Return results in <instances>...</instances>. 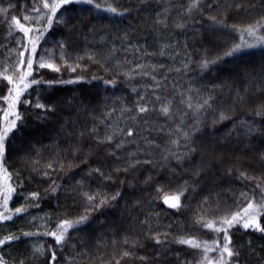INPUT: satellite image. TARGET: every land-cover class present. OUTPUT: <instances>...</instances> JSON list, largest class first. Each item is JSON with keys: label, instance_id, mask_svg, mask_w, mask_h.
<instances>
[{"label": "trees", "instance_id": "obj_1", "mask_svg": "<svg viewBox=\"0 0 264 264\" xmlns=\"http://www.w3.org/2000/svg\"><path fill=\"white\" fill-rule=\"evenodd\" d=\"M95 2L101 3L102 8L96 9L88 4L66 6V15L71 16L73 22H80L78 30L69 33L62 25L54 24L37 48L35 60L42 55L51 56L62 70L41 69L34 63L33 67L37 70L29 79L71 80L77 75H84L88 79L52 87L46 83L32 85L17 104L16 111L21 114L23 124L18 122L20 130L10 136L2 161L10 175L8 182L16 188L8 207L14 210L25 204L24 197L29 192H38L39 197L35 200L30 198L31 203L25 213L15 214L11 220L0 221V237L10 232L17 235L25 231L34 233L30 238L0 246V257L6 264H49L51 250L46 251L45 255H33L32 251L33 244L44 242L46 248L52 245L57 253V259L52 264H69L68 257H75V264H115L113 255L120 256L124 248L132 249L135 255L124 258L122 264H204L203 242L217 240L222 244L223 233L203 228L195 223L196 217L202 212L206 213L207 219L230 215L246 207L247 200L253 196L258 200L264 189V161L260 159L264 139L254 136L251 147H247L248 142L237 141L235 134L232 138L227 136L234 121L246 119L264 123V117L255 115L257 104L264 102V93H258L256 88L257 82L264 84V43H256L255 47H245L233 57H225L211 70L201 71L198 61L205 57L211 59L234 43H241L240 32L231 28L232 24L259 22L264 25V0H200V6L191 11H188L191 0ZM235 3H241L243 7L238 11ZM108 4L117 6L121 12L124 9L128 11L123 15L108 12ZM229 4L232 7L229 8ZM249 5L255 7L250 8ZM35 6L42 7L40 0H0V9L5 10L0 11V72L7 67L9 70L5 74H13L12 69L20 59L18 53L25 51L17 41L23 38V42L27 43V38L14 26L10 34L11 17L15 15L21 23L41 27L35 20L37 13L32 11ZM25 15L33 19L25 21ZM212 16L217 20L226 17L229 27L214 25L210 19ZM46 22L44 20L42 23ZM90 28L94 31L90 32ZM212 34L216 42L209 45L208 37ZM261 35H264V31L257 33V36ZM61 38L65 39L67 45L65 56L68 63L72 64L78 57H83L79 62L86 67L76 72L68 69L60 59L59 48L54 47V43ZM244 40L252 44L256 38L245 34ZM93 52L98 54L100 62L89 59V53ZM28 54L25 52V55ZM106 58V67L111 69L109 72L101 67ZM136 64L145 67L137 69ZM128 70L133 73L131 79L123 75ZM142 71H148L149 75H142ZM117 72L120 75L116 86L91 79L93 75L112 79ZM152 76L156 77L161 87H155ZM246 83H250L248 105H237L234 112L229 111L231 119L213 127V116L219 115L220 108L227 110L231 104L232 97L227 95L228 85L243 92ZM220 86H223V91ZM9 87L11 85L7 80L0 76V97L7 94ZM210 92L215 94L218 103L215 112L200 113L202 118L206 117L205 130L200 133L197 142L202 151L193 154L192 160L183 161V167L175 159L165 162L162 157L166 149L171 148L176 152L185 150L182 138L179 147L170 144L179 135L175 132V124L180 120V113L187 114L185 128L193 123V110L188 109L187 103L182 104L181 100L187 101L191 96L195 105L198 97L207 96ZM157 95L161 97L160 100L156 99ZM38 96L40 102L58 101L56 111L49 112L44 119L40 118L44 115L43 110L34 107ZM140 96L144 97L143 101L139 100ZM25 100L31 101V104H25ZM168 100L172 101L173 120H167L159 112L161 104ZM138 103L149 107L148 114H139L142 119L135 122L125 119L138 115ZM7 108V102L0 99V127L5 123L3 116ZM121 109L127 111L122 115ZM93 125L96 127L95 134L91 132ZM160 126H163V131L154 130ZM129 127L135 130L131 138L118 130L122 128L126 132ZM169 129L173 130L171 136ZM69 132L72 133L70 136ZM96 135L101 138L113 135L114 142L110 145L98 144ZM143 137L154 140L155 145L159 146H154L150 155L147 151H137L138 145L140 149H146ZM121 139L135 142L126 143L122 150L112 154L115 144ZM29 140L37 147L49 145L55 140L62 149L68 148L69 142H72L79 144L82 151L74 158L69 150L63 160L65 167L61 169L56 165L54 169H48L50 175L45 177L39 171H32L31 160H39L37 167L43 170L49 158L54 156L55 147L46 148L42 156H36L34 152L27 151ZM130 152H136L135 158L142 163L124 171ZM61 156H64L63 152ZM144 160L154 163H143ZM69 163L76 166L70 168ZM200 165L205 166V171L199 177H194L193 170ZM117 166L121 169L119 172L115 170ZM96 168L112 178L105 180L94 171ZM245 170L249 176L261 179L241 178L240 173ZM81 179L84 180L85 191L95 192L103 186L101 190L110 194L119 190L122 196L118 198V204L113 201L103 209L90 213L89 222L86 226H80L79 231L70 230L68 243L60 249L55 246L54 238L43 236V226L47 224L54 229L60 219L84 214L86 201L77 184ZM186 180L194 181L197 187L195 190L190 187L185 193L182 197L184 206L179 210L164 205L162 194L161 198H157V186L175 190ZM54 183L59 185L55 193L51 191ZM257 183L262 187L258 188ZM241 193L246 195L242 196ZM205 196L209 197V203L201 207ZM0 211L4 209L0 208ZM156 214H159L158 217ZM146 217L149 222L142 223ZM260 222L264 225V213ZM156 233L165 243L158 245L151 238ZM187 235L197 238L201 247L197 249L176 242L177 237ZM229 235L232 247L240 252L239 264H264V233L246 230L242 224H236L229 229ZM125 236L128 237L127 245L123 243ZM113 238L119 241L115 248L111 243ZM84 252L87 256H77V253ZM211 254L214 258L220 256L219 250H213ZM140 257L147 259L141 260Z\"/></svg>", "mask_w": 264, "mask_h": 264}, {"label": "snow or ice", "instance_id": "obj_2", "mask_svg": "<svg viewBox=\"0 0 264 264\" xmlns=\"http://www.w3.org/2000/svg\"><path fill=\"white\" fill-rule=\"evenodd\" d=\"M40 4H42V7L35 6L32 11L37 13V16L35 17L36 23L41 24V27H34L30 24L21 23L20 19L13 15L11 17V22L9 23V32L11 34V30L13 26L15 29L19 30L23 33L24 38H27V43L23 42V38L21 40L17 41V44L24 48L25 51H20L18 53L20 59L15 67V69H12L13 74L7 75L5 74L9 69L6 67L4 72H0V76H3L5 80H7L9 85H12V87H9L7 90V94L0 97V99L4 100L8 104V108L4 111V125L0 127V208H3L4 211H0V221H7L11 220L13 218V215L25 213L27 207L31 203V200H35L39 197L38 192H29L25 197V204H21L20 206L16 207L14 210L10 209L8 207L9 201L13 197V193L16 192V188L12 186L11 183L8 181L10 180V175L8 174L7 170L3 166V158L5 156L6 150H7V144L9 141L10 136H14L17 131H19V124H23V120L21 117V114L16 111L17 104L20 102L21 97L25 94V92L32 86V85H38L40 83H46L49 87H52L55 84H68V83H77L79 81H83L88 79L84 75H77L74 79L71 80H36V79H29L32 77L33 72L37 69H34L33 65L34 63L38 64L39 68H48L55 72H61L62 68L61 65L56 63L51 56H40L38 60H35L34 57L37 54V48L40 46L41 41L45 40V34L49 32L50 29L53 28L54 24L62 25L64 28L68 30L69 33H74L78 30V27L80 26V22H73L71 16H67L66 13L68 12V9L66 6L73 5V4H88L93 5L96 9H101L102 4L95 2V0H40ZM200 6V0H191V3L188 6V11H191L193 8H197ZM209 8L212 7L211 4L208 5ZM228 7H232V4H229ZM243 5L241 3H235V8L239 11ZM249 7H255V5H249ZM46 10V11H45ZM0 11H5L0 9ZM106 11L111 13H119L120 15H123L124 12H127L128 9H124L123 12L120 11V9L117 6H113V4H108L106 6ZM33 17L29 15L24 16L25 21H31ZM210 19L213 20L214 25H217L221 28L223 27H229L227 25L226 17L222 18L220 20H217L215 16L210 17ZM44 20H46V23H42ZM234 30L240 32L241 35V43H234L231 47H229L227 50L223 51L222 54H217L215 57L208 59L207 57L202 58L200 61H198L199 67L201 71L205 70H211L213 66H215L217 63H221L224 61L225 57H233L237 53H240L242 49L245 47H255L256 43H264V35L257 36V33L260 31H264V25H261L259 22L247 24V25H240V24H232L230 26ZM89 31H94V29L90 28ZM247 35L249 37H255L256 41L255 43L249 44L247 41L244 40V35ZM208 44L214 45L216 42V37L214 34L210 35L208 37ZM54 47H58L61 53L60 59L63 61L65 65L68 66V69L71 72H76L77 69H83L86 67L85 65H82L79 61L83 59V57H78L77 60L69 64L68 59L65 56V52L67 49V45L64 38H61L59 41H56L54 43ZM139 50V49H137ZM47 52L48 50L45 49ZM207 51V49H206ZM25 52H29L28 55H25ZM97 53H89V59L93 60L94 62H100L97 59ZM108 63L107 58L105 59L104 63L101 64V67L105 72L111 71L108 67H106V64ZM117 65L119 66V62H117ZM145 66L141 64H136L137 69H143ZM185 68H187V64L184 65ZM179 71V69H177ZM144 76H148V71H142L141 73ZM120 73L117 72L116 75L112 77V79H105L103 76L93 75L91 77L92 80H102L105 85H117V80L119 78ZM126 79H131L133 73L131 70L125 71L123 73ZM152 80L155 82V87L159 88L161 87V84L159 81H156V77L152 76ZM221 87V91L224 90L223 86ZM257 92L258 93H264V84H261L260 82H257L256 84ZM135 92V87L132 89ZM249 90H250V83H246L243 92L239 88L233 89L232 86L228 85V92L227 95H231L232 100L231 104L228 105V109L225 110L224 108H220L219 115H214L212 119V126L214 127L216 124L221 123L225 120L231 119V116L229 115V111L234 112L236 109V106L239 105L240 107H245L249 103ZM191 91V89H189ZM199 91V90H197ZM155 95V93H153ZM255 95V93L253 94ZM157 100H160V96H156ZM140 101L144 100L143 96L139 97ZM25 104H31V101H24ZM58 101H53L51 103H45L40 102L39 96L37 98L36 103L34 104V107L37 109L43 110L44 115L40 117L41 119H44L47 117V114L49 112H55L56 106ZM181 103H187V108L193 110L194 118L193 123L188 125L187 128L184 127L185 119L187 114L186 113H180V120L178 123L175 124V132L179 135L177 138L172 139L170 141L171 145H175L177 147L180 146L181 138L183 140V152H176L172 151L171 148L165 150V155L162 157V159L167 162L170 159H175L177 162H179V165L183 167V161L185 160H192L193 154H196L202 149L198 147V140L200 139V133L205 130V124L204 119L202 118L200 113H209V112H215L217 108V99L215 97V94L213 92H210L207 96H201L197 98V102L195 105L192 103V97L189 96L187 101L181 100ZM222 104L223 101H220ZM137 113L138 115H133L131 117H125V119H131L132 121H137L139 119H142V117L139 114L147 115L149 112V107L146 104L138 103L137 104ZM127 111V109H121V114ZM251 111V109H249ZM159 112L161 115H163L167 120H173V112H172V101L168 100L166 103H162ZM255 115L257 117H264V102H261L257 104L256 106V112ZM67 123V121H66ZM145 124L148 123L147 120L144 121ZM153 124L155 122L153 121ZM61 128H64V125L61 126ZM118 130L124 134L125 137L131 138L134 136V128L129 127L127 131L125 132L124 129L118 128ZM156 131H163V126H160L158 128H155ZM91 132L93 134L96 133V127L93 125ZM72 133L69 132L68 135L70 136ZM168 134L171 136L173 134V130L169 129ZM233 134H235V138L237 141L244 140L248 143L246 144L247 147H251V140L255 137H260L264 139V123H257L255 121H249L246 119H241L239 121H234L232 124V128L227 133V136L229 138L233 137ZM59 135V133L57 134ZM83 136V132L80 134ZM144 140V144L146 145V149H140L139 145L137 146V151H147L148 154H151L152 148L159 147L158 145H155V141L151 140L147 137L142 138ZM96 140L98 144H105L108 143L109 145L114 142V136L113 135H106L104 137H99L96 135ZM135 142L131 139H121L119 143L115 144V149L112 150V154H116V150H122L126 143ZM203 143V141H201ZM21 147L23 148L24 145L22 144ZM55 147V154L53 157L49 158L48 162L44 165L43 170L37 167L39 164V160H31V163L33 165L32 171L34 172H41L42 176H49L50 172L48 169H54L56 165H59L61 169L65 167V164L63 163L64 158L67 156V153L69 150H71L73 157L75 158L76 154L81 152L82 149L79 144H74L72 142H69L68 148L62 149L57 141H52L49 145H40L37 147L34 143H32L31 140L28 141L27 144V151L28 152H34L36 156H42L43 152L46 148H52ZM61 152L64 153V156H61ZM27 155V153H26ZM136 152H130L128 153V159L125 162L127 165L124 168V171H128V168L133 165H138L142 163L140 160L136 159ZM260 159L261 161H264V151L260 152ZM143 163H154L152 160H144ZM76 165L74 163H69L68 167H75ZM117 172H119L121 169L119 166L115 169ZM94 171L99 173L101 176L104 177L105 180L111 179V175L105 176L103 171L100 168H96ZM205 171V166L200 165L196 166L193 170L192 175L194 177H199L200 174ZM229 174L231 173V169L228 170ZM241 178L246 179H257L258 181L261 179L260 177H252L247 174V171H241L240 173ZM77 184L80 186V194L86 201V207L84 214L79 215L74 218H65L60 219L58 223L56 224L55 228H50L47 224L44 225V231L43 236L45 237H52L55 240V246L59 247L60 249H63L65 245L68 243V237L70 235V230L79 231L80 226H86L87 223L90 220V213L99 211L103 209L104 207L108 206L110 202H116V204L119 203L118 198L122 196V193L117 190L115 193H108L106 191L101 190L103 186H101L100 189H98L95 192L85 191L83 189L84 180L81 179L77 181ZM258 188H261L262 185L260 183H257L256 185ZM59 185H55L51 187V191L53 193L57 192ZM192 188L193 190L196 189L197 185L195 182L190 181H184L183 185L178 186L175 190H166L163 185L157 186L156 193L157 198H161L162 194V200L163 204L166 205L168 208L179 210L181 207L184 206L182 197L185 195L186 192H188L189 188ZM72 191H76V189H73ZM242 196L246 195L244 193H241ZM31 198V200H30ZM139 203V202H137ZM209 203V197L205 196L201 207ZM37 206L38 205H32ZM264 213V189H262V194L257 200L255 196H253L251 199L247 200L246 207H243L242 209L231 213L230 215L225 214L223 216L214 217L213 219H207L206 213L202 212L200 215H198L195 219V223L202 225L203 228L206 229H212L217 233H223V243L221 244L217 240H213L211 242L204 241L203 247H204V258L207 261V264H239L238 257L240 256V252L235 250L232 247L231 244V237L229 235V229L232 228L236 224H242L244 229H254L258 232L264 233V225L260 222L261 214ZM157 217L159 214H156ZM35 219V218H33ZM149 218L146 217L145 221L142 223H148ZM149 233H151V230L149 229ZM34 235V233L31 232H22L20 235H17L15 233H8L6 235H3L0 237V246L10 244L11 242L18 241L22 238H30ZM152 239L155 240V242L159 244L165 243L164 240L160 239V234L156 233L151 236ZM99 242V241H98ZM176 242L182 245H189L193 248H200L201 243L197 240V238L187 235V236H179L176 238ZM113 247H117L119 245V241L115 238L111 241ZM124 245H127L128 243V237H124ZM121 247H123L121 245ZM73 248H75V245H73ZM51 250V261L49 264H52V262H55L57 259V253L55 250H53L52 245H48L47 248L45 247L44 242H40L39 244H33L32 245V251L33 255L40 254L45 255L46 251ZM213 250H219L220 256L219 259L215 261L208 260L207 253L209 251ZM226 254V255H225ZM87 256V253H77V256ZM135 253L130 248H124V250L121 252L120 256L113 255V259H115V264H122V260L126 257L134 256ZM141 260L147 259L146 257H140ZM75 257H68L69 264H75ZM0 264H6V261L0 257ZM23 264V262H21Z\"/></svg>", "mask_w": 264, "mask_h": 264}, {"label": "rangeland", "instance_id": "obj_3", "mask_svg": "<svg viewBox=\"0 0 264 264\" xmlns=\"http://www.w3.org/2000/svg\"><path fill=\"white\" fill-rule=\"evenodd\" d=\"M262 21L264 22V20H262ZM34 59H35V58H34ZM10 75H12V73H11ZM11 87H12V85H11ZM203 256H204V255H203ZM207 258H208V260H211V261H215V260L219 259V257H218V258H214V257L212 256V254H211V251H209V252L207 253ZM202 261L204 262V264H207V261L205 260V258H203Z\"/></svg>", "mask_w": 264, "mask_h": 264}]
</instances>
